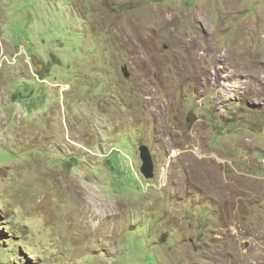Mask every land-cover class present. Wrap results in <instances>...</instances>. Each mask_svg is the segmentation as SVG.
I'll use <instances>...</instances> for the list:
<instances>
[{
	"label": "rangeland",
	"instance_id": "rangeland-1",
	"mask_svg": "<svg viewBox=\"0 0 264 264\" xmlns=\"http://www.w3.org/2000/svg\"><path fill=\"white\" fill-rule=\"evenodd\" d=\"M248 50L264 0H0V264H264Z\"/></svg>",
	"mask_w": 264,
	"mask_h": 264
},
{
	"label": "bare ground",
	"instance_id": "bare-ground-1",
	"mask_svg": "<svg viewBox=\"0 0 264 264\" xmlns=\"http://www.w3.org/2000/svg\"><path fill=\"white\" fill-rule=\"evenodd\" d=\"M226 5V4H225ZM229 12V11H228ZM200 20V19H199ZM163 22L161 23V25H160V27L161 28H159V30L160 31H166V30H168L170 27V23H171V21H172V19H170V21L169 20H162ZM158 29V28H157ZM156 29V30H157ZM207 29H208V27H207ZM208 31V33H207V39H206V43H204V47H206L207 49H209V48H211V46H212V40H213V38H212V35H214V33H213V30L211 31V30H207ZM161 36V35H160ZM214 37V36H213ZM178 41H180L181 43H182V45L184 46L183 48H185V50L188 52V56L190 57V58H192L191 59V61H192V64H194L195 65V74L196 75H200L202 72H203V66L201 65V63L199 62V60H198V55H196V49H199L201 46H200V44H199V46H198V48H195L196 46H195V44L192 42V40L190 39V38H188L186 35H183L182 37H180V38H178ZM197 41V40H196ZM195 41V42H196ZM195 48V49H194ZM236 48V47H235ZM233 48H231L230 50H232ZM235 50V49H234ZM245 53H246V51H245ZM244 53V54H245ZM187 56V55H186ZM243 56V55H242ZM216 58H219V59H222L224 62H226L227 63V65H229L230 64V62H233L234 63V60H233V56L230 54V53H228V52H225L224 54H221V55H216L215 56ZM189 58V59H190ZM237 58V57H236ZM246 59H247V61H245V62H240V63H242L241 65H243V66H246V67H248V66H250V67H255V68H253L254 69V72H253V75L251 76V77H253L255 80L257 79L258 81H260L261 83L264 81V77H261L262 76V74H264V71H259V69L262 67V63H261V61H264V58H259L255 53H254V51L252 52V51H250V50H248V52H247V54H246ZM260 67H259V66ZM193 66V65H192ZM191 66V67H192ZM226 66V65H225ZM227 68V67H226ZM262 68H264V67H262ZM245 68H239V70H241V72H238L237 71V73L239 74H241L242 72H244L243 70H244ZM184 70H186V68L184 69V67H183V65H182V71H184ZM190 70V69H189ZM258 70V71H257ZM188 72V71H187ZM189 73V72H188ZM193 72H192V74H194ZM189 75H191V74H189ZM250 75V74H249ZM231 76H233V74L231 73L230 75H228L227 77L229 78V77H231ZM239 76V75H238ZM191 77H193V76H191ZM198 77V76H197ZM237 78V77H236ZM198 80V79H197ZM264 83V82H263ZM262 83V84H263ZM202 85V84H201ZM214 169V168H213Z\"/></svg>",
	"mask_w": 264,
	"mask_h": 264
},
{
	"label": "water",
	"instance_id": "water-1",
	"mask_svg": "<svg viewBox=\"0 0 264 264\" xmlns=\"http://www.w3.org/2000/svg\"><path fill=\"white\" fill-rule=\"evenodd\" d=\"M140 158L143 162V166L141 168L142 174L146 178H153V176H154V163H153L152 155L150 153L148 146L143 145L141 147Z\"/></svg>",
	"mask_w": 264,
	"mask_h": 264
}]
</instances>
